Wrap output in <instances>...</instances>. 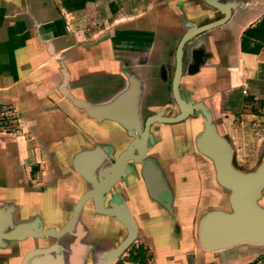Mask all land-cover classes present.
I'll return each instance as SVG.
<instances>
[{
  "label": "crops",
  "instance_id": "obj_1",
  "mask_svg": "<svg viewBox=\"0 0 264 264\" xmlns=\"http://www.w3.org/2000/svg\"><path fill=\"white\" fill-rule=\"evenodd\" d=\"M82 1L0 0V105L16 107L31 134L28 141L3 139L0 135V203L13 202L24 213L44 206L48 197L58 195V187L50 194L42 192L40 187L46 181L28 186L29 181L23 178L24 162L34 156L35 166L41 162L37 154L42 152L45 163L57 161L48 181H57L60 175L65 181L74 180L65 167L58 165L59 153L64 149L70 155L79 142L91 145L94 136L91 119L60 91L62 62L70 75L68 87L73 94L92 102L91 89L109 88L112 92L95 104L105 103L126 88L127 71L136 74L145 86L153 85L159 67L165 65L164 60L171 53L169 44L174 42L176 46L186 32L185 17L199 25L202 20L214 19L202 8L204 0H86L85 8L80 9ZM239 1L242 6L225 26L188 43L197 42L192 50L200 51L203 64L197 73L188 72L183 77L194 97L210 106L235 153L243 145L248 149L250 144L260 143L248 131L246 137L240 136L235 128L237 123L239 128L251 125L258 130L264 143V45L258 54L241 49L244 32L264 18V0ZM99 7L107 15L114 11L121 16L109 27L108 35L106 31L92 32L88 38L89 17L96 15ZM97 36L99 39L95 40ZM65 140L71 142L64 144ZM33 165H27L28 178ZM219 190L220 201L204 206V213L227 209L228 195ZM96 226L94 236L102 238L105 228ZM195 229L196 224L187 229L183 243L176 236V228L170 229L171 250L167 251L173 256L170 264H251L264 255V247L249 244L217 253L206 252L196 242ZM156 232L158 228L145 220L137 243L144 261L149 250L154 259L162 257L161 250L166 251L163 248L166 240L158 238Z\"/></svg>",
  "mask_w": 264,
  "mask_h": 264
},
{
  "label": "flooded vegetation",
  "instance_id": "obj_2",
  "mask_svg": "<svg viewBox=\"0 0 264 264\" xmlns=\"http://www.w3.org/2000/svg\"><path fill=\"white\" fill-rule=\"evenodd\" d=\"M202 62L200 53L197 52L194 56V51H191V62L187 65V72L196 63L201 65ZM175 69L176 66L171 77L166 65H161L158 70V83L171 89L169 95L156 97L153 92L155 90L153 85L148 87L144 84L141 105L142 135L137 133L136 139L129 137L126 131L114 123H97L91 120L94 127L91 145H85L83 142L75 144V149L70 153L71 158L69 157L68 163L63 164L65 170H68L75 179L65 181L60 175L61 177L58 176L57 181H50L41 185L40 189L45 194H50V191L58 187V195L51 199L53 203L51 202L48 207L46 205L34 207L31 211L25 213L17 207L14 224H30L32 231L37 236H29L24 240L8 241L6 247L0 248V264H24L29 251L44 247L57 250L61 255L62 264L98 263L108 252L120 247L128 236L127 226L116 219L118 215L123 217L125 212L131 214L138 225L137 239L113 264H127L129 262L138 264L137 261L142 260L139 256L143 251L137 243L145 220L146 224L158 228L156 236L166 240L163 247L166 251L171 250V240L168 232L172 227L176 228L178 231H176V236L181 237L183 243L187 229L191 226V222L183 221L185 218L184 208L188 201L185 193L188 179L185 175L182 177V170L177 168V159L175 160L174 156L170 154L168 145L175 142L180 144L189 143L191 136L194 135L191 130H193V133L198 131L203 117L200 113L195 112V115L180 123L159 122L165 120V118L181 115L173 94ZM184 84L181 82L180 85L181 98L184 101H188L190 98L199 101L200 99L194 97L191 91L184 92L182 88ZM168 96L173 99V107L175 106L178 111L176 115L169 114L173 108L170 104L163 109H159ZM148 100H150V105ZM145 102H147L152 112L143 117L145 108L142 107ZM157 108L159 110L155 111ZM155 116H159L156 118L159 121L152 120L150 122V119ZM190 121H192L191 125H186ZM148 122L150 125H147ZM194 137L196 136H193V146L195 152L198 153ZM182 145L181 147L184 149ZM96 147L103 150L101 159L98 158L100 155L98 150L96 152L98 157H95L89 165L85 163L83 165L87 171H94L91 182H88L74 169L73 158L80 151L94 150ZM187 156H189L188 152H185L182 159ZM97 161H99V164L94 170ZM39 164H36L35 167H38ZM144 170L148 172L155 170L159 172L160 170V173L154 179L149 176V181H147L143 174ZM177 178L180 180V184H178ZM182 179L183 181H181ZM101 180H105L106 183L101 203L107 214L97 213L95 200L89 199L82 206L80 215L74 217L79 200L83 195L92 191L94 186H99ZM49 183L53 185H46ZM153 194L161 199L162 203L154 198ZM168 205L172 208V211L168 209ZM195 213L196 211L193 214L195 215ZM99 224L105 228L102 238H96L93 233L94 226ZM50 229H55L56 231L52 232L57 235L60 231H64L66 234L57 239H49L45 234ZM10 231H15V228L10 229ZM59 255L55 256L56 260L60 259ZM142 261L144 262V260Z\"/></svg>",
  "mask_w": 264,
  "mask_h": 264
},
{
  "label": "water",
  "instance_id": "obj_3",
  "mask_svg": "<svg viewBox=\"0 0 264 264\" xmlns=\"http://www.w3.org/2000/svg\"><path fill=\"white\" fill-rule=\"evenodd\" d=\"M208 7L213 8L223 15L221 19L211 21L206 24L199 25L195 20L185 17L186 32L180 39L176 52V69L173 79V94L180 108L181 115L179 117L165 118L159 121L155 116L150 119L165 122L168 124L180 123L198 112L202 115L200 131L195 137V147L200 155L205 157L214 169V177L217 185L223 189L228 195V209H211L204 213L198 220L194 237L198 245L206 252L217 253L226 251L242 244H249L264 247V206L261 201L264 198V160L253 171H243L237 168L234 164L235 151L230 141L220 131L212 109L203 100L197 101L190 98L184 101L181 98L180 85L183 77L184 49L188 43L196 37L212 31L216 28L225 26L233 17V13L242 6V3L237 0L222 1V0H204ZM200 53L199 50L194 51ZM63 67V82L60 91L63 97L84 115L97 122H111L120 126L127 132L129 137L137 138V133L142 135V119L141 105L144 93V83L136 74L132 72L126 73L127 86L117 94L113 99L105 103H92L84 98L78 97L71 92L68 85L70 83V75L66 70L64 63ZM200 64L196 63V69H190V75L199 71ZM147 125H150L148 122ZM99 150V157L96 152ZM103 150L96 147L94 150H83L75 154L73 165L76 172L88 182L92 180L94 171H87L83 165H89L95 157L101 159ZM99 161L95 162L94 170L98 166ZM155 171H143L147 181L149 176L154 179L157 174ZM105 180H101L99 186H94V189L79 200L75 216L80 215V210L84 203L89 199L95 200V208L99 214H107L103 208L101 200L105 189ZM153 197L162 203V200L153 194ZM168 209L172 208L168 205ZM17 210L16 204L8 202L0 203V248L6 247L8 241L24 240L29 236L36 237L30 227V224H14V216ZM125 214V215H124ZM116 216V219L124 223L128 228V236L116 250H111L98 263L92 264H113L117 258L122 255L137 239L138 225L131 214L124 213ZM115 216V215H113ZM15 228V231H10ZM50 229L46 231L49 239H57L66 234L60 231L55 234ZM39 236V235H38ZM46 237V236H45ZM59 253L50 247H44L29 251L25 257L24 264H62L61 255L59 260L55 256Z\"/></svg>",
  "mask_w": 264,
  "mask_h": 264
},
{
  "label": "rangeland",
  "instance_id": "obj_4",
  "mask_svg": "<svg viewBox=\"0 0 264 264\" xmlns=\"http://www.w3.org/2000/svg\"><path fill=\"white\" fill-rule=\"evenodd\" d=\"M222 1L226 2V1H230V0H222ZM201 6L204 10H207L208 16H211L212 18H214V19H207L206 21L200 20L202 22V24H206V23H209L211 21L218 20L222 17V14L218 13L213 8L208 7L206 4L201 5ZM98 10L99 11L96 15H91L89 17L91 24L88 27L89 31L86 33L88 38L90 37L89 35L92 32H97V33H92V34H98V32L106 31L107 35H108V33H110L109 27L113 24L115 19H118L121 16V14L117 15V13L114 11H110V14L107 15L105 13V9H103V7H99ZM106 10H108V9H106ZM143 11H145V7H143ZM104 20L107 23H105ZM169 21H170V24H173L172 20H169ZM165 27H167V26H165ZM168 27H170V26H168ZM94 39L98 40L99 38L97 36ZM80 40H82V37L80 38ZM196 43L197 42H195L194 44H192V43L188 44L184 49L183 75L188 73L186 70L187 65H188V63L191 62V51H193L192 50L193 46L196 45ZM174 44H175L174 42L169 44V46H171V53L164 60V63L167 67V71H168L170 77L173 74L174 67L176 66V52H177V46L179 43L176 46ZM153 76L155 77L156 75L154 74ZM95 81H96V79H95ZM158 81L159 80L153 81V87L155 88V90L153 92L155 93L156 97H163L165 94L169 95L171 92V89L168 86L161 85L160 83H158ZM183 83L184 82L182 81V84ZM120 84H122V82ZM182 88H183L185 93H188L190 91L189 86L187 84H184ZM111 92L112 91L109 88H107V89H94L93 88L89 91V96H90L92 102L97 103V102L105 99ZM235 97L238 101V97H240V95L238 94ZM157 99H159V98H157ZM148 104L150 105V100H148ZM148 104H147V102H145L144 106L142 107V108H145V111L143 112V117L147 116L148 113L152 112V110L149 109ZM169 104L172 105V107L174 105L173 99L170 96H168V98L166 100H164L163 104L160 105L159 109H163L164 107H167ZM12 107H14V106H12ZM159 109L157 108V109H155V111H157ZM16 111H17V113H16L17 117H15V119H14L15 121H12V123L9 124L8 126H3L2 127L3 129L0 128V135L2 136L3 139L12 140V139L23 138L25 141H28L31 139V134L28 132L27 129H25V127L22 123V119L20 117L19 110L16 109ZM78 111H80V110H78ZM169 114H172V115L178 114V111L176 110L175 106L172 108V110L170 111ZM191 123H192V121L188 122L186 125L190 126ZM238 124L239 123H237L235 128H236V130H238V133L240 134V136L246 137L245 131L246 132L248 131L247 133L249 134V136L255 140L258 139V141H260V143L259 144H250L251 146L248 149H245V147H246L245 145H243L242 148H239V150H237V152L235 153L234 164L237 168H239L243 171H253L264 160V143L262 144L263 134H261L258 130L254 129L251 125L246 127V128H244V127L239 128ZM87 127L89 128L90 126L87 125ZM199 131H200V128L195 133H193V130H191V133L194 135L191 136L190 141L187 144L186 143L180 144V143L175 142V143H170L168 145V150H169L170 154L172 156H174L175 160L177 159L176 160L177 168L182 170V177H183V175H185L188 179L187 184H186L187 188L185 189L186 190L185 193L187 194L188 201H187L186 207L184 208V215H185L184 217L185 218L183 221L184 222L189 221V222H191V225L196 224L198 222V220L201 218V216L204 214V206H206L207 204L208 205L209 204L217 205V203H215V202L220 201V199H218V196H217L219 193L218 190L220 189L219 191H222L221 188H219V186L215 182L214 169H213L210 161H208L207 159L202 157L200 154L195 152V148L193 146V142H194L193 136H196ZM74 135H77V134L73 133V136ZM194 139H195V137H194ZM69 142H71V141L70 140L63 141L64 144L69 143ZM181 145L184 146V149L181 147ZM185 152H188L189 156L184 157V159H182ZM33 154H36V151H34ZM60 154H61L62 158L59 156V159H57L58 165L60 164L61 166L64 167V165L66 163H68L69 159L71 158V154L69 155L68 150H64V149L61 150L59 155ZM37 155H39L38 159H40V161H41L38 167H35L33 165V163H36V160H35L36 157L34 158V156H32L31 160L25 161L24 164L22 165L23 178H26V181H29L26 183H27V185L30 184V186H35V185L41 184L43 181H46V183L50 182V181H48L50 178L49 173L54 171L55 166H56L55 163L57 162L55 160L54 161L52 160L49 163H45L44 162V160H46L45 155L42 152H38ZM236 155L239 157L236 158ZM30 164L33 165L32 166V175L30 178H28L26 169H27V165H30ZM178 164H180V165L178 166ZM239 164H241V165H239ZM63 167H62V169H63ZM65 169L66 168H64V170ZM56 175H58V174H56ZM32 181H34V182H32ZM181 181H183V179ZM177 182H178V184H180V180L178 178H177ZM26 183H25V185H26ZM51 202L53 203V201H51L50 197H48V199H46L43 202V205H46L48 207L51 205ZM1 204H5V203H1ZM261 204H262V206H264V198L261 201ZM228 206H229V204L227 203L225 208L228 209L229 208ZM195 211H196V213L194 215L193 213ZM190 219H191V221H190ZM187 228H188V226H187ZM161 253H163L162 257L159 256V259L158 258L154 259L153 252H151L150 250L145 252V258H144L145 261L142 264H170L169 260H172L171 255L168 254L167 251L161 250ZM139 262L140 261L138 260L137 263H139ZM127 264H131V263L129 262Z\"/></svg>",
  "mask_w": 264,
  "mask_h": 264
},
{
  "label": "trees",
  "instance_id": "obj_5",
  "mask_svg": "<svg viewBox=\"0 0 264 264\" xmlns=\"http://www.w3.org/2000/svg\"><path fill=\"white\" fill-rule=\"evenodd\" d=\"M80 9H84L86 0H83ZM264 45V18L254 27L248 28L241 40V49L245 53L258 54ZM141 256V255H140ZM139 256V257H140ZM142 258V256H141Z\"/></svg>",
  "mask_w": 264,
  "mask_h": 264
},
{
  "label": "built area",
  "instance_id": "obj_6",
  "mask_svg": "<svg viewBox=\"0 0 264 264\" xmlns=\"http://www.w3.org/2000/svg\"><path fill=\"white\" fill-rule=\"evenodd\" d=\"M16 107L8 106V105H0V128L3 129V126H8L15 121V117H17ZM252 264H264V255L258 257Z\"/></svg>",
  "mask_w": 264,
  "mask_h": 264
}]
</instances>
